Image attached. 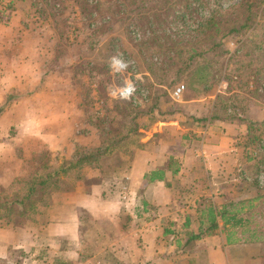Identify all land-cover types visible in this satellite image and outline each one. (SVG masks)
I'll return each mask as SVG.
<instances>
[{"label": "crops", "instance_id": "obj_1", "mask_svg": "<svg viewBox=\"0 0 264 264\" xmlns=\"http://www.w3.org/2000/svg\"><path fill=\"white\" fill-rule=\"evenodd\" d=\"M8 12V8L0 9L3 16ZM9 23L1 20L3 31L11 30V26L4 27ZM2 43L0 191L10 187L12 191L21 182L23 187L9 198L0 196V204L25 190L24 180L30 177L25 173H30L34 156L47 152L43 156L54 158L50 174L61 166L58 157L73 160L76 144H89V148L98 144L95 136L88 141L91 128L83 133L85 119L78 117L83 118V111L57 109V94L43 86L45 73L34 69V59L24 62L14 50L6 55L4 35ZM216 98L210 97L211 109ZM201 102L204 99L185 100L186 114L200 116ZM212 116L192 125L161 121L157 132L140 142V149L121 157L125 161L115 168L113 185L102 179L98 163L81 168L79 183L71 190L63 191L61 180L49 191L53 194L46 221L3 211L0 259L7 258L11 250H21L38 264L40 242L47 239L48 264H264L262 245L246 242L254 229L246 233L241 228L233 230L218 216L236 193L227 181L238 161L233 142L241 139V131ZM155 174H162L163 179L151 181ZM120 180L125 182L122 187L115 183Z\"/></svg>", "mask_w": 264, "mask_h": 264}, {"label": "rangeland", "instance_id": "obj_2", "mask_svg": "<svg viewBox=\"0 0 264 264\" xmlns=\"http://www.w3.org/2000/svg\"><path fill=\"white\" fill-rule=\"evenodd\" d=\"M10 1L0 3L1 10H10L7 15H0L2 20L11 22L4 27H12L9 31L8 28L3 31V27H0V37L4 35L8 41L6 55H11V50H14L24 62L34 59V69L36 67L45 73L43 86L57 94V109L76 107L78 113L83 111V118L78 116L80 120L85 119L83 133L91 128L93 135L88 133L91 135L88 141H93L95 137L97 139L98 144L90 148L89 144H76L72 149L73 159L77 153L82 155L100 149L104 155L98 168L103 174L102 179L113 185L114 170L121 161H125L121 157L125 159V155H133L140 149V142L157 132L161 121L180 120L185 125H192L212 114L227 120L238 133L241 131V139L233 142L234 153L239 154L238 161L232 165V173L227 177L228 184L231 183L230 186L236 190V193L232 192L235 196L230 201L238 203L256 196L258 188L253 186V181L260 174L258 165L261 169L263 165L259 164L260 159L258 164L247 161V131L244 128L250 122L264 121V11L256 10L261 18L258 28L234 34H229L230 29L222 31L218 35L222 42L221 49L206 54L201 47L203 36L195 30L212 13L225 11L240 0H201L194 2L189 9L182 8L180 2L174 0L177 7L173 10L172 7L159 10L163 1L137 0L138 6L144 4L149 9L134 8L135 13L132 11L134 0H16L14 4ZM79 5L84 8L85 14L80 13ZM261 7L264 8V4ZM183 13L187 14L184 18ZM228 20L229 17L224 18L226 23ZM155 36L161 37V41L154 40ZM13 45L16 49H13ZM4 46V43L0 44V52H4ZM194 49L205 55V59H200L199 70H206L196 76L201 79L199 82L191 84L190 73L196 71L198 65L176 79L175 70L181 62L173 68L169 65V58L187 60ZM180 52L183 54L181 57L178 55ZM113 58L119 59L123 68L115 67ZM149 62L158 66L165 64L169 70H174L167 73V78L159 76V72H155L154 76L149 70ZM207 85L212 87L205 93L203 89ZM181 86L185 90L176 99L173 93ZM127 87L131 91L130 99L122 96ZM214 96H217L216 107L211 109L210 97ZM194 98L204 99L199 104L204 105L200 116L195 114L199 117L185 111L188 108L184 106L185 100ZM191 107L195 111L196 107ZM231 116L237 118L231 119ZM97 119H102L101 126H95ZM138 125L139 134L135 132ZM118 141L120 143L116 145ZM194 145L199 143L195 142ZM45 153L32 158L33 165L30 173H25L27 176L32 178L37 174H48L54 158L43 156ZM62 159H57L61 165L65 161H73L66 157ZM81 171L80 168L75 169L69 177L63 179L65 175L62 178L63 191L75 188L83 174ZM261 179L264 180V175ZM55 180L52 179V182L55 183ZM115 183L122 187L125 182L120 180ZM20 184L12 190L14 192L11 191L12 187L1 190L0 196L9 198L23 187V182ZM52 194L53 191L48 192L44 196L45 203L38 206L37 212L29 213L26 217L35 222L37 219L46 221V209ZM118 195L121 196L120 193ZM248 210L245 216L254 217L251 229L264 232V200ZM4 223V220L0 221V225ZM47 244V239L40 242L37 257H41V262L38 264H48ZM262 248L264 253V245ZM26 256L21 250H11L7 258L0 259V264H34L32 255Z\"/></svg>", "mask_w": 264, "mask_h": 264}, {"label": "trees", "instance_id": "obj_3", "mask_svg": "<svg viewBox=\"0 0 264 264\" xmlns=\"http://www.w3.org/2000/svg\"><path fill=\"white\" fill-rule=\"evenodd\" d=\"M3 0H0V3ZM163 1V2H162ZM165 1V3H164ZM155 2H162L159 10L161 9H169L172 7V10L177 7V3L174 0H155ZM176 2H180L182 8L189 9L194 2H201V0H178ZM264 4V0H240L235 6L227 9L216 11L212 13L209 19L202 21L200 23V27H198L196 31L197 34H201L203 36V45L201 46L206 54L207 53H214L217 50H220L222 47L221 40L219 41L218 35L222 31H226L228 29L229 34L239 33L244 30H251L258 28L261 24V18L259 14L256 12L257 9L260 11H264V8L261 7ZM81 6V5H79ZM132 11L134 12V8L140 10L141 8L149 9L147 5L142 4L141 6L137 5V0L132 2ZM80 13L85 14L84 8L80 7ZM79 8V9H80ZM138 12V11H137ZM135 13V12H134ZM263 14V12L261 13ZM1 15V13H0ZM183 18L186 16V13H183ZM228 18L229 20L224 21V18ZM0 18V22H1ZM133 25L136 27L135 23ZM232 27V29H231ZM82 30V29H81ZM64 35V33H63ZM154 40L161 41V37L155 36ZM199 52V53H198ZM188 57L187 60L177 61L176 59L170 57L169 58V65L173 68H176V64L181 62L180 66H178L175 70L176 72V79L183 75L186 72H191L194 68L196 71H192L190 73L192 83L196 84L199 82L197 75L204 73L206 69L199 70L201 68L200 59L204 58L205 55L200 54V50L194 49ZM181 57L183 54L181 52L178 54ZM178 58V57H177ZM203 59V60H204ZM168 65V62H167ZM160 66V67H159ZM154 62H149V70L151 74L154 76L156 75L155 72H159V76H163L167 78V73L169 71H173L174 69L169 70V66L166 67L164 65H159ZM264 69V67L262 68ZM261 69V70H262ZM157 70V71H156ZM163 73V74H162ZM208 74V73H207ZM210 76V75H209ZM214 75L211 73V78ZM175 79V80H176ZM212 85H207L203 92L207 93L211 89ZM216 107V106H215ZM218 118V117H216ZM231 119H236V116L229 117ZM98 122L95 126H101L102 119H97ZM139 125L136 127L135 132L139 134ZM247 141H246V158L249 163L262 164L263 169L260 167V174L254 179L253 186L258 188V192L255 197H250L239 201L238 203L232 202L229 206H225L223 210L219 211L218 216L222 218L224 224L226 226H230L231 229L241 228L246 232L251 231V225L253 224L254 217H246L245 212L246 210L250 211L254 208L255 203L264 200V180L261 177L264 175V121L259 123L250 122L247 126ZM120 142L116 145H118ZM253 147V150H252ZM100 150V149H99ZM96 150L94 152L86 153V154H76V157L73 161H65L64 165H61L59 168L56 169L54 173H48L46 176H34L27 182H25V190L22 193H17L11 201H8L4 204H0V217L3 215V211H7L9 216L11 214H17L19 216H26L29 213L37 212L38 206L45 203L44 196L49 192L52 188H57L59 186V182L62 178L69 177L71 173L75 169H81L87 166H93L95 163H99L101 158L103 157V152ZM260 151V152H259ZM260 157V158H258ZM243 175V173L241 174ZM52 179L55 180V183L52 182ZM61 179V180H60ZM162 180V174H155L151 176V181L154 180ZM210 220L213 219V211H210ZM217 214H215V218ZM213 227H216V223H213ZM244 233V234H245ZM247 243H256L264 245V232H260L259 229L255 228L251 232V237L246 239Z\"/></svg>", "mask_w": 264, "mask_h": 264}, {"label": "built area", "instance_id": "obj_4", "mask_svg": "<svg viewBox=\"0 0 264 264\" xmlns=\"http://www.w3.org/2000/svg\"><path fill=\"white\" fill-rule=\"evenodd\" d=\"M112 62H113V65L115 67L118 68V66H119V68L120 67L123 68V65H122L121 61H119V59L113 58L112 59ZM184 90H185V87L184 86L178 87L174 91L173 97L176 98V99H179L181 97L182 93L184 92ZM122 96L127 97V99H130V97H131V91H130V88L129 87H127L126 89H124V91L122 92Z\"/></svg>", "mask_w": 264, "mask_h": 264}]
</instances>
